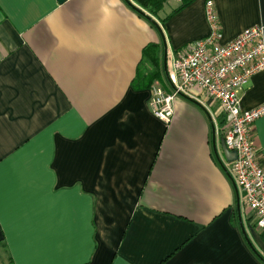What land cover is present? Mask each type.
Segmentation results:
<instances>
[{"label": "crops", "instance_id": "obj_1", "mask_svg": "<svg viewBox=\"0 0 264 264\" xmlns=\"http://www.w3.org/2000/svg\"><path fill=\"white\" fill-rule=\"evenodd\" d=\"M209 1L222 44L264 27V0ZM133 3L0 0V264H264L213 155L229 169L218 104L192 89L166 124L137 81L153 46L169 92L163 60L208 35L206 1L162 25L179 6L167 1L150 17L159 30ZM239 103L264 105V72ZM253 128L264 168V116Z\"/></svg>", "mask_w": 264, "mask_h": 264}, {"label": "built area", "instance_id": "obj_2", "mask_svg": "<svg viewBox=\"0 0 264 264\" xmlns=\"http://www.w3.org/2000/svg\"><path fill=\"white\" fill-rule=\"evenodd\" d=\"M211 1H206L205 20L209 33L183 48L166 53L165 75L169 92L155 83L148 102L150 113L169 124L173 101L195 89L218 104L223 118L225 147L236 159L227 165L228 174L242 193L254 226L264 234V168L254 148V124L264 116V105L243 110L239 103L243 88L254 75L264 72V27L250 28L231 41L220 43V27Z\"/></svg>", "mask_w": 264, "mask_h": 264}, {"label": "trees", "instance_id": "obj_3", "mask_svg": "<svg viewBox=\"0 0 264 264\" xmlns=\"http://www.w3.org/2000/svg\"><path fill=\"white\" fill-rule=\"evenodd\" d=\"M169 0H132V2H134L133 4H135L138 8H134V10L140 14V16L142 17H146L148 19L155 18L157 17L156 15L159 14V12L162 10L163 6L166 4V2ZM194 1L196 0H178L179 2V6L171 11L170 14L166 15V17L161 20V24L163 25L168 19H170L171 17L174 16V14L179 13L181 10H183L184 8L190 6L192 3H194ZM208 1V0H205ZM131 6V4H130ZM133 7V6H131ZM142 55L144 56V58L147 60V62L149 63V67L151 68V71L146 74L145 76H139V80L140 84L143 85L144 89H151L152 86L157 83L160 82V74H159V69H158V58L156 55V48H154L153 46L151 47H146V49L144 50V53H142ZM221 119V128L223 127V118L220 117ZM262 237V241H264V234L261 235ZM247 241V240H246ZM248 243V242H246ZM249 244V243H248ZM250 249L252 250V252L256 255L255 250L253 249V247ZM257 256V255H256ZM259 259L260 256H258ZM262 262H264V260H261Z\"/></svg>", "mask_w": 264, "mask_h": 264}, {"label": "water", "instance_id": "obj_4", "mask_svg": "<svg viewBox=\"0 0 264 264\" xmlns=\"http://www.w3.org/2000/svg\"><path fill=\"white\" fill-rule=\"evenodd\" d=\"M65 1H67V0H57V2H58L59 4H63ZM128 5H130V4H128ZM144 18H145L148 22H150L153 26H155V27H154L155 29H157L156 24H155L151 19H148V18H146V17H144ZM157 30H159V29H157ZM161 38H162L161 42L163 43V37L161 36ZM164 66H165V58H164V60H163V66H162L163 69L165 70V67H164ZM183 98H185V97H183ZM219 142H220V146H221V150H222V154H223L224 160H225V162H226L225 164L229 165L230 163H232V162L235 161V159H236V154H235V152H230V151H228V150L226 149L225 144H224V142H223V138L220 139ZM216 153H217V152H216V149H215V147H213V155L215 156L217 163L220 165V167L223 168V170H224V172H225V174H226V176H227V179H228V180L231 182V184H232V187H233L234 191H237V188H236V186H235L233 180H231L232 178H231L230 175L228 174L227 170H226L225 167L223 166V165H224L223 162L220 161V158L218 157V155H216ZM240 231H242V234L244 235L245 240H247V237H246L245 231H243V227H242V225H241V222H240ZM247 242H248V240H247ZM248 245H249V247L252 248V246H251L250 243H249Z\"/></svg>", "mask_w": 264, "mask_h": 264}, {"label": "rangeland", "instance_id": "obj_5", "mask_svg": "<svg viewBox=\"0 0 264 264\" xmlns=\"http://www.w3.org/2000/svg\"><path fill=\"white\" fill-rule=\"evenodd\" d=\"M167 11H168V10L166 9L164 13L166 14Z\"/></svg>", "mask_w": 264, "mask_h": 264}]
</instances>
